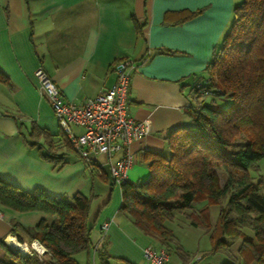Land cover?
Returning a JSON list of instances; mask_svg holds the SVG:
<instances>
[{"label":"crops","instance_id":"1","mask_svg":"<svg viewBox=\"0 0 264 264\" xmlns=\"http://www.w3.org/2000/svg\"><path fill=\"white\" fill-rule=\"evenodd\" d=\"M235 1L0 0V72L7 78L0 82V177L28 193L89 197L91 247L74 255L78 264H98L94 247L115 258L109 264H149L143 250L165 247L120 210L121 189L112 185L105 157L79 158L59 130L35 71H44L63 102L82 105L114 84L115 65L139 63L130 71L128 115L147 121L150 133L115 153L110 163L128 150L134 158L128 182L145 181L150 155L166 152L170 131L190 127L185 109L191 91L207 78L206 66L230 28ZM50 145L57 160L43 157ZM0 212V240L9 245L33 241L38 223L50 220L1 205ZM220 254L207 264H233Z\"/></svg>","mask_w":264,"mask_h":264},{"label":"trees","instance_id":"2","mask_svg":"<svg viewBox=\"0 0 264 264\" xmlns=\"http://www.w3.org/2000/svg\"><path fill=\"white\" fill-rule=\"evenodd\" d=\"M205 73L207 78L198 84L210 96L200 99L196 84L191 105L185 109L193 128L170 131L166 152L150 155L145 181L119 186L120 210L166 249L173 236L165 223L205 202L197 212L203 222L193 213L187 218L190 226L210 234L211 255L229 248L217 238L219 233L228 241L241 240L238 251L243 264H264V195L249 176L264 159V0H241L233 8L230 28L213 49ZM0 82L7 83L1 72ZM219 98L226 99L228 107L217 109L214 100ZM240 135L246 140L236 150L235 139ZM50 150L51 145L44 159L57 160ZM220 172L225 175L223 184ZM0 205L20 213L40 212L50 219H42L32 237L49 256H21L0 240L6 255L0 264H78L74 255L91 247L90 199L81 193L71 199L53 197L41 189L28 193L0 177ZM213 205L220 212L211 231L204 216ZM94 254L98 264L115 259L102 248L94 247Z\"/></svg>","mask_w":264,"mask_h":264},{"label":"built area","instance_id":"3","mask_svg":"<svg viewBox=\"0 0 264 264\" xmlns=\"http://www.w3.org/2000/svg\"><path fill=\"white\" fill-rule=\"evenodd\" d=\"M135 63L124 61L115 65L114 84L82 105L63 102L56 85L44 71L40 68L34 73L40 91L51 105L59 130L71 143L79 158L89 162L91 156L103 155L110 165V174L117 186L128 181L127 173L134 165V158L128 150H125L124 156L116 163L111 164L110 159L133 141L150 133V125L147 121H136L128 115L130 71L139 65ZM194 88L199 90L200 99L210 96L204 85L198 84ZM72 126L81 128L82 132L75 134ZM107 227L108 224H103L102 229ZM20 244L28 249L26 255L29 257L35 256L40 259L50 255L37 240ZM142 254L149 264H169L166 249L155 250L147 247Z\"/></svg>","mask_w":264,"mask_h":264},{"label":"rangeland","instance_id":"4","mask_svg":"<svg viewBox=\"0 0 264 264\" xmlns=\"http://www.w3.org/2000/svg\"><path fill=\"white\" fill-rule=\"evenodd\" d=\"M235 2L236 5L239 4L237 3L239 2L238 0ZM226 32H228V30ZM207 103H209V101ZM214 104L217 109H225L229 105L228 101L224 98L215 99ZM189 128H193L192 120ZM244 136L240 135L235 139L234 149L237 150L244 145L246 140ZM256 167V170L251 169L249 171V176L252 184L260 189L261 195H264V159L258 161ZM220 177L221 183L223 184L225 181V175L223 172H220ZM87 188L88 187L84 189L85 192H87ZM204 204L205 202L194 204L193 209L187 210L182 214H175L174 219L171 222L165 223V227L171 232L173 236V242H171L166 247L169 255V264H183V262L187 260H189L187 264H207L209 262L216 263L218 261L214 259L215 256L214 258H211L213 256L211 255L212 242L210 239V234L201 228H194L190 226L189 219L187 218L189 214L193 213L195 214L193 217L196 220H202L203 222V219H200L197 216V212ZM219 212L220 207L213 205L208 208L207 216H204L205 222L210 227L211 231H213L216 227ZM216 236L229 246V248L226 249V252H222L220 254L222 255L223 259L225 258V260H232V255L239 261L238 264H243V262L239 260L238 251L241 240L234 242L228 241L227 238L219 235V233ZM16 252L21 256H27L22 255L19 251ZM218 256L219 254L217 257Z\"/></svg>","mask_w":264,"mask_h":264},{"label":"bare ground","instance_id":"5","mask_svg":"<svg viewBox=\"0 0 264 264\" xmlns=\"http://www.w3.org/2000/svg\"><path fill=\"white\" fill-rule=\"evenodd\" d=\"M11 245H9V246H11L12 248L18 250L22 255H26L29 252L28 249L24 245H21L20 243L15 242V240H11Z\"/></svg>","mask_w":264,"mask_h":264},{"label":"water","instance_id":"6","mask_svg":"<svg viewBox=\"0 0 264 264\" xmlns=\"http://www.w3.org/2000/svg\"><path fill=\"white\" fill-rule=\"evenodd\" d=\"M6 245L9 246L7 243H6ZM10 248H11L13 251H15V252L18 251V250H16V249L12 248V247H10Z\"/></svg>","mask_w":264,"mask_h":264},{"label":"snow or ice","instance_id":"7","mask_svg":"<svg viewBox=\"0 0 264 264\" xmlns=\"http://www.w3.org/2000/svg\"><path fill=\"white\" fill-rule=\"evenodd\" d=\"M217 2H220V3H222V2H224V0H217Z\"/></svg>","mask_w":264,"mask_h":264}]
</instances>
